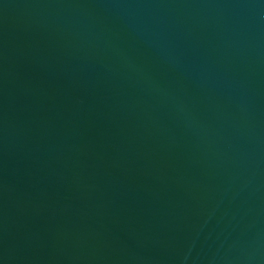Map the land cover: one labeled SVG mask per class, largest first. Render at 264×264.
Masks as SVG:
<instances>
[{
	"label": "water",
	"instance_id": "obj_1",
	"mask_svg": "<svg viewBox=\"0 0 264 264\" xmlns=\"http://www.w3.org/2000/svg\"><path fill=\"white\" fill-rule=\"evenodd\" d=\"M0 264H264V0H0Z\"/></svg>",
	"mask_w": 264,
	"mask_h": 264
}]
</instances>
